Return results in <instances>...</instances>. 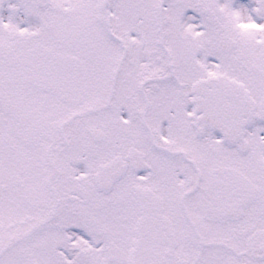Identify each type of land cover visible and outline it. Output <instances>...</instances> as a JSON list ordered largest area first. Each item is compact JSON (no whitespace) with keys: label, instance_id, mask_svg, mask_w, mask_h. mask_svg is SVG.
I'll use <instances>...</instances> for the list:
<instances>
[{"label":"snow or ice","instance_id":"6c2138e0","mask_svg":"<svg viewBox=\"0 0 264 264\" xmlns=\"http://www.w3.org/2000/svg\"><path fill=\"white\" fill-rule=\"evenodd\" d=\"M0 264H264V0H0Z\"/></svg>","mask_w":264,"mask_h":264}]
</instances>
